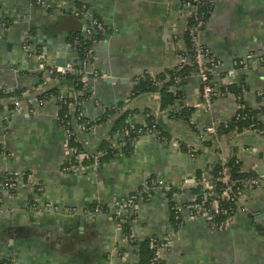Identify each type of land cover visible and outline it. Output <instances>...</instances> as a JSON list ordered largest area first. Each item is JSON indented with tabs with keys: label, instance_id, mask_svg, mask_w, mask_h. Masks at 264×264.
I'll return each mask as SVG.
<instances>
[{
	"label": "crops",
	"instance_id": "0c3cea01",
	"mask_svg": "<svg viewBox=\"0 0 264 264\" xmlns=\"http://www.w3.org/2000/svg\"><path fill=\"white\" fill-rule=\"evenodd\" d=\"M46 1L50 6L34 0H0V88L11 92L21 87L32 96L22 101L17 111H13L12 99L0 100V144L5 150L0 154V178L9 172L31 171L43 187L38 193L23 182L14 194L0 190V264H138L137 246L130 243L112 216L113 205L108 213H83L94 202L112 203L134 193L144 187L150 175L173 186L178 202L191 201L197 171L204 172L216 159V149L220 157L235 155L245 171L255 169L264 176L263 135L226 132L212 147H202V139H208L203 134L207 125L220 126L237 113L235 93L217 97L206 108L202 105V80L191 74L179 88L183 95L166 110L155 92L128 101L137 76L157 77L176 64L174 37L178 35L185 44L186 29L179 0ZM82 4L87 5L88 15H73ZM95 16L107 29L94 45L89 69L109 77L88 76L93 93L83 102L84 115L94 120L105 106L125 103L131 109L128 124L142 126L154 114L176 140L162 143L144 134L130 154L67 173L63 166L70 154L58 118L61 106L55 98L40 105L36 96L56 85L62 95L68 94V85L51 79L48 67L77 58L69 36L85 32ZM2 22L11 23L3 26ZM202 37L221 60L213 82L220 87L222 83L246 86L242 88L243 100L259 111L264 128V0H212ZM41 52L47 56L46 68L41 66ZM230 71L234 76L227 74ZM183 107L195 109L192 122L197 128L169 116L170 108ZM118 115L116 111L92 131L80 134L84 146L97 152ZM183 142L204 151L192 155L183 150ZM46 203L73 207L77 213L47 211ZM238 204L244 209L224 229L210 227L201 217L185 219L184 225L171 233L170 202L164 190L156 188L151 200L137 202L138 218L132 231L139 241L150 235L164 242L171 240L163 250V264H264V177L258 187L245 190Z\"/></svg>",
	"mask_w": 264,
	"mask_h": 264
},
{
	"label": "trees",
	"instance_id": "16d2710c",
	"mask_svg": "<svg viewBox=\"0 0 264 264\" xmlns=\"http://www.w3.org/2000/svg\"><path fill=\"white\" fill-rule=\"evenodd\" d=\"M35 2L37 0H34ZM81 6V5H80ZM80 6L76 8V10L80 9ZM211 6V2L208 3V5L203 7V11L206 12L205 14V25L207 22V17L209 13V9ZM84 12V11H83ZM85 13V12H84ZM81 13L80 16L77 17H85V14ZM74 15V11L72 12ZM99 20L101 18L99 16H95ZM102 21V20H101ZM193 22V19L188 16L186 20V29H185V35H184V41L185 44L189 47V34L187 27ZM11 22H8V25H10ZM88 25V23H87ZM86 25V26H87ZM205 25L202 28L205 27ZM105 28L107 29V25H105ZM104 32H102L98 28H93L91 34L86 35L83 31H76L72 35L69 36V41L71 46L77 51V58L72 62V65L75 70L71 72H67L65 74H59L54 73L51 75V79H56L57 81L64 83L68 85L69 92L64 97V100H60L57 97L60 96L62 93L60 91V88L58 85L51 88H44V90H41L39 94H37L36 99L38 102H45L51 98H55L56 101H58V104L61 106V110L59 112L58 118L59 123L62 125V123H65L66 121L70 120L73 121L78 117V113L75 112L71 104H74L76 100H86L89 99L92 94V88L89 87L87 89H84L83 81H82V74L78 73V70L81 69L83 61L86 60L87 63H90L92 61V55L94 51V45L96 42L93 40L96 39L97 42L104 38ZM77 40V43L75 41ZM205 46L210 50V48L205 44ZM211 51V50H210ZM213 53V51H211ZM214 54V53H213ZM177 71L173 68L167 69L166 72L160 76L154 77L150 74H143L136 77L135 80V86L133 88L132 93L130 94L128 101H131L135 99L137 96L145 93V92H155L160 95L162 98V110L168 109L174 102L177 96L183 95V92L180 88V86L185 83L186 79L194 72H197L194 66L191 63H185L181 69L178 71V74L182 77V80L176 83L174 80V74ZM156 84V82H158ZM246 86H242V88ZM228 88L230 93H235L238 95L242 92V88L238 87L235 83L228 84ZM83 90V94H80V91ZM75 95L77 97L71 96L70 94ZM18 97L22 101H29L31 100L32 96H30L29 92L25 88L18 87L14 91L8 92L4 90H0V100L2 98H15ZM216 99V98H215ZM214 99V100H215ZM65 101V103L63 102ZM12 104V103H11ZM125 103H123L121 106L118 107H104L103 113L95 119L96 123H101L106 121L114 112H119L120 115H118V118H115L113 121V125L109 134V137L107 136L105 138V143L102 144L100 149L97 152L90 151L87 149L83 142L79 139L78 134H74L72 136V139L69 141L70 145L78 147L82 150H87L92 155L90 160H86L85 164L86 166H90L93 163H97L98 166H101L106 161L105 159L120 156L123 154H130L134 148V144L132 142L133 137H140L141 135L145 134L146 126H131L128 124L126 119L129 116V113H131V109L124 106ZM128 104V102L126 103ZM10 106V105H9ZM8 106V107H9ZM14 106V104H13ZM12 107V105H11ZM240 107L237 112L239 113V117L236 118V115L233 116V118L228 121L225 124H221L220 126H217V130L219 135H223L226 132H234L236 135H239L243 132H256L257 130H263V133L261 135L264 136V128L262 127L260 120L258 118L259 111L254 110L246 105L243 98L240 100ZM0 109L2 110V107L0 106ZM123 109V110H122ZM195 109L190 108H181V109H172L170 108L168 110V114L171 118L184 120L185 122L189 123L193 128H197V125L192 122V117ZM86 120H91L87 118L84 115H82V119L78 122ZM155 125V129L158 134L152 135L155 137H163L166 141H174V137L169 132L165 131L164 128L161 126L159 121L156 118V115H150L147 117L146 125L152 126ZM73 128V125H72ZM129 129V134H124L125 129ZM139 128H141L139 130ZM117 136V137H116ZM204 138V136H202ZM109 138H111L114 141H110ZM162 142L163 139L161 140ZM202 147L206 150L209 147L213 146V141L211 139H202ZM117 144L119 146H117ZM183 150L190 151L192 150L194 155L200 154L204 151L203 148H200L198 146H194L190 143L183 142ZM2 145L0 144V147ZM3 148V146H2ZM214 156L216 157V163L213 164L211 170L209 171V179L213 180V182L216 184L215 188L210 189H203L202 184L200 182L201 178L203 177V171L198 170L197 174L195 176V187L193 189L195 194V199L198 202H204L205 204H208V202L211 200V197H207L208 191H213L214 194H219L220 189L223 187L222 182L218 180V177L220 176V171L222 169V163H221V157H220V151L216 149L214 152ZM94 156H97L95 158ZM74 158L69 157V159L66 161V163L63 166V169L65 166H69L73 164ZM225 165L228 166L230 169L231 178L233 181H235V186L239 185L241 188L244 189V191L247 189L245 185V181L253 176L255 173L252 171H245L242 167V161L236 157L235 155L231 158L225 159ZM84 171V170H82ZM67 173H73L68 172ZM158 177L155 175H150L147 180L144 187L140 188V190L131 193L127 196H124L122 198H116L112 203L104 202V201H97L94 202L91 206H89L87 209L91 212H94L98 207L100 208L101 212L108 213L110 211V205L115 206L116 208H119L124 202L127 203V207L125 212L121 215L113 213L112 216L114 219L118 222V225L120 226L122 232L126 235L127 239L130 241L131 244H134L137 246L138 251V257L139 261L138 264H151L152 258L156 256V251L159 249L162 244L163 240L161 241L157 235H150L143 241H139L136 239L135 235L133 234V224L136 222L138 215L136 211V205L137 202L141 199L144 201H149L152 198V194L154 189L161 188L164 190L166 195L168 196L169 202H170V214H171V224H170V231L171 233H175L178 231L185 223V220L183 219V216L181 212L177 209L178 201L173 197V193L175 191L173 186H161L157 182ZM17 191V188L9 189V192L14 194ZM208 198V200H207ZM222 207L226 209L228 212H223L221 214H217L215 218H213V222H216L220 224L221 221L228 219L229 217H233L238 212L237 204L234 201H223ZM85 214V213H84ZM231 219V220H232ZM211 221V220H210ZM212 222V221H211ZM209 223V222H208ZM210 225V224H209ZM211 227V226H210ZM151 242L154 243V247H151ZM5 262V261H4ZM8 262V261H6ZM158 264L164 263V258H160L157 260Z\"/></svg>",
	"mask_w": 264,
	"mask_h": 264
},
{
	"label": "built area",
	"instance_id": "2783aa9c",
	"mask_svg": "<svg viewBox=\"0 0 264 264\" xmlns=\"http://www.w3.org/2000/svg\"><path fill=\"white\" fill-rule=\"evenodd\" d=\"M180 1V16L184 19L187 20L188 16L193 19V22L187 27L188 34H189V47L184 44V42L180 39L178 35H175V40L177 42V62L172 67L175 69L177 72L173 75L174 80L178 84L180 80H182V77L178 74V71L181 69V67L185 63H191L194 68L196 69L197 72H194L192 74H197L201 80H202V87H201V97H202V105L206 108H209L211 104L213 103L214 99L223 96L226 94H229V88L228 84L230 83H222L220 87V83L216 84L213 82V74L215 73V70L220 67L221 65V60L213 54L206 46L205 42L202 37V28L205 25V14L206 12L203 11V7L208 5L209 2L212 0H179ZM39 5H44V6H50L49 2L46 0H37L36 1ZM85 13H84V12ZM81 13H84L85 15H88V7L86 4H82L80 6L79 10H74V15L75 16H80ZM3 26H7L8 22H2ZM98 28L102 32L106 31V28L104 26V23L99 20L97 17H92L90 20V23L86 26L85 29V34L89 35L91 34L93 28ZM94 42H97L96 39L93 40ZM77 43V40L75 41ZM28 44L26 45V48H28ZM39 59L41 60V66L46 68L47 66V56L44 53H39ZM248 58H251V56H248ZM242 65L246 66L247 62L242 61ZM89 64L87 63L86 60L83 61L81 64L82 67L80 70H78L79 74H82V81L84 83V89H87L90 86L89 84V79L88 76L94 75V76H105L109 77L108 74H99L93 70L89 69ZM75 70L72 63H67L65 66H50L48 67V75L51 78V75L54 73H59V74H65L67 72H71ZM230 76H234V71H230L227 73ZM156 82V84H158ZM0 90L7 91L5 88H0ZM244 89L242 90L241 93H239L236 98L238 100V109L240 107V100L243 98V93ZM93 93V90L91 91V94ZM80 94H83V90L80 91ZM64 95H60L57 98L60 100H64ZM12 102L14 104V109L13 111H17L21 104L22 100L18 97L12 98ZM65 103V101H63ZM83 102L84 100H77L76 103L71 104L70 106L72 109L78 113V117H76L75 120L71 121L68 120L65 123H62V128L64 130L65 134V140H66V146L68 148L70 157L74 158L73 164L69 166H65L64 170L68 172H77V171H82L85 170L88 166H86L85 161L90 160L92 155L89 153L87 150H82L79 149L78 147L70 145V140L72 139V136L74 134H86L93 129H95L99 123L95 122L94 120H84L82 122H78V119H82L83 115ZM44 102H39V104H43ZM236 118L239 117V113L237 112ZM193 120V118H192ZM73 125V128H72ZM146 126L145 129V134L147 135H154L158 134L159 132L156 131L155 125L153 124L152 126H148L146 124L142 125ZM140 126V127H142ZM141 128H139L140 130ZM129 134V129L124 130V134ZM256 133L262 134L263 130H257ZM203 134L205 137L208 139H211L214 143L218 141L220 138V135L217 130V126L212 123L207 125L204 130ZM142 136V135H141ZM80 138V136H79ZM157 140L162 142L161 140L163 139L164 142H167L163 137H155ZM139 137H133L132 142L135 144ZM163 143V142H162ZM5 153L4 148L2 146L0 147V154ZM190 154L194 155L192 150L189 151ZM97 158V156H94ZM225 159L224 157H221V163H222V169L220 171V176L218 177V180L222 182L223 187L220 189L219 194H214L213 191L209 192L207 194V197H211V200L208 202V204H205L204 202H198L195 197L188 202L184 203H178L177 209L181 212L183 219H198L201 217H204L207 219L209 222L210 226L212 228H219V229H224L229 226L230 222L232 221V217H229L228 219H225L220 222V224L213 222V218L217 214H221L223 212H228L226 209L222 207V202L223 201H234L238 208L237 210L239 211L240 209H244L241 207L238 203L244 198V189L241 188L239 185L235 186V181L232 180L231 174H230V169L228 166L225 165ZM216 163V159L210 161V163L207 165L206 170L203 172V177L201 178L200 182L202 184L203 189H210V188H215L216 184L213 182V180L209 179V171L211 170L213 164ZM97 164V163H96ZM255 174L248 178L245 181V187L246 188H256L260 185L263 175H260L256 172V170H252ZM26 183L27 185L31 186L35 191L38 193H41L43 191V187L41 183L36 179L35 174L31 171H16V172H9L4 174L2 178H0V190L2 191H7L9 192V189L12 188H18L21 184ZM157 182L161 186H166L162 180L157 179ZM10 193V192H9ZM208 200V198H207ZM1 201V198H0ZM115 207V206H114ZM127 203L124 202L119 208L114 209L115 214H123L126 210ZM44 209L47 211L51 212H59V211H65L66 213L69 214H76L77 210L73 207H66V208H61L60 206L52 203H46L44 204ZM89 210H85L83 213H88ZM94 214L98 213H103L101 212L100 208L98 207L94 212H91ZM112 213V214H113ZM234 218V217H233ZM212 222H211V221ZM171 243L170 239H166L165 242H163L162 246L157 249L156 251V256L152 258V263L151 264H158L157 260L163 257V250L165 247H168ZM151 247H154V243L151 242Z\"/></svg>",
	"mask_w": 264,
	"mask_h": 264
},
{
	"label": "water",
	"instance_id": "95a60500",
	"mask_svg": "<svg viewBox=\"0 0 264 264\" xmlns=\"http://www.w3.org/2000/svg\"><path fill=\"white\" fill-rule=\"evenodd\" d=\"M38 40H41L40 36H38L37 38ZM67 63H69L68 61H58V62H54V65H60V66H65Z\"/></svg>",
	"mask_w": 264,
	"mask_h": 264
}]
</instances>
